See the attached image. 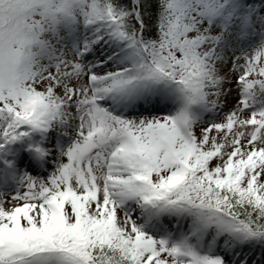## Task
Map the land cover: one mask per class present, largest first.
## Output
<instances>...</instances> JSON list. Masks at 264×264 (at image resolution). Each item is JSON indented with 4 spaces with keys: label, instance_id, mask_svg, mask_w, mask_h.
Wrapping results in <instances>:
<instances>
[{
    "label": "snow or ice",
    "instance_id": "1",
    "mask_svg": "<svg viewBox=\"0 0 264 264\" xmlns=\"http://www.w3.org/2000/svg\"><path fill=\"white\" fill-rule=\"evenodd\" d=\"M0 264H264V0H0Z\"/></svg>",
    "mask_w": 264,
    "mask_h": 264
}]
</instances>
